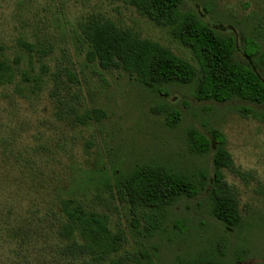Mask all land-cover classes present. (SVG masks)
<instances>
[{"label":"rangeland","instance_id":"rangeland-1","mask_svg":"<svg viewBox=\"0 0 264 264\" xmlns=\"http://www.w3.org/2000/svg\"><path fill=\"white\" fill-rule=\"evenodd\" d=\"M181 11L201 17L223 35H234L240 51L245 40L261 44L264 39V0H183ZM91 15L103 16L197 66L189 49L125 0H0V59H20L16 73L43 80L35 95L18 75L12 86L0 89V147L13 139L22 150L35 146L41 157L47 156L44 148L56 151L57 142L65 145L66 153L54 157L56 165H73L81 172L77 175L89 182L91 203L124 234L129 252H144L158 264H180L200 244L225 248L229 261L239 256L241 264H264V124L258 119L264 105L197 101L187 86L151 91L122 71L88 64L86 48L74 41L71 28ZM41 51L49 53L41 58ZM62 97V111L68 106L80 115L98 110L103 119L86 126H66L65 120L57 130ZM171 110L181 115L174 128L166 120ZM212 128L224 135L232 158L233 170L224 171L225 181L237 196L243 229L225 235L201 194L177 201L157 218L161 229L150 238L137 227L139 215L113 190L112 171L145 163L200 167L205 161L185 148L186 131ZM88 167L105 173L106 179L100 183L99 174L92 176Z\"/></svg>","mask_w":264,"mask_h":264},{"label":"trees","instance_id":"trees-1","mask_svg":"<svg viewBox=\"0 0 264 264\" xmlns=\"http://www.w3.org/2000/svg\"><path fill=\"white\" fill-rule=\"evenodd\" d=\"M125 1L189 49L196 68L159 43L142 39L100 15L82 18L71 28L74 41L86 48L88 64L104 71H122L151 91L187 86L197 101L264 105V39L261 44L245 40L240 51L234 35H223L201 17L183 13V0ZM41 52V58L49 53ZM19 63L20 59H0V89L12 86L18 75L20 83L31 86L35 95L43 80L16 73ZM64 106L62 97L55 115L57 130L65 120L66 126H86L104 116L98 110L80 115L71 106L62 111ZM166 114L170 128L180 123L178 112ZM258 119L264 124V111ZM184 144L191 156L205 161L200 167L145 163L112 171L113 190L139 215L137 227L153 238L161 229L157 218L165 216L177 201L204 194L212 219L225 235L242 230L237 196L225 181L224 171L231 172L233 162L224 135L214 128L206 132L190 129ZM5 146L0 147V264H158L144 252L127 250L124 234L115 231L110 218L91 203L89 182L77 175L80 171L73 165L65 169L61 162L58 168L54 157L66 153L65 145L57 142L56 151L42 145L47 156L41 157L35 146L22 150L13 139ZM87 169L92 176L99 174L100 183L106 179L105 173ZM83 174L86 178L87 173ZM226 252L197 244L180 264H241L239 256L229 261Z\"/></svg>","mask_w":264,"mask_h":264}]
</instances>
